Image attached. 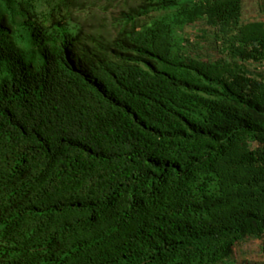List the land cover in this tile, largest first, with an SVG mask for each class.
<instances>
[{
  "label": "trees",
  "instance_id": "trees-1",
  "mask_svg": "<svg viewBox=\"0 0 264 264\" xmlns=\"http://www.w3.org/2000/svg\"><path fill=\"white\" fill-rule=\"evenodd\" d=\"M102 1L0 0V264H229L264 238V24Z\"/></svg>",
  "mask_w": 264,
  "mask_h": 264
},
{
  "label": "rangeland",
  "instance_id": "rangeland-1",
  "mask_svg": "<svg viewBox=\"0 0 264 264\" xmlns=\"http://www.w3.org/2000/svg\"><path fill=\"white\" fill-rule=\"evenodd\" d=\"M135 3L136 0H117L111 7H108L102 1L97 7L93 8L95 13H99V11L108 7L109 9L106 15L112 19L118 17L121 11H126L128 6H134ZM73 18L79 21L86 29L89 28L88 24H91V21L86 20L85 14L83 13L75 12ZM208 32V29L202 23L186 30L187 52L191 57L205 62L215 59L214 42L209 37ZM250 69L264 72V67L259 65L251 66ZM263 244L264 238L262 240H247L237 244L229 264H264V253L261 252V246Z\"/></svg>",
  "mask_w": 264,
  "mask_h": 264
},
{
  "label": "crops",
  "instance_id": "crops-1",
  "mask_svg": "<svg viewBox=\"0 0 264 264\" xmlns=\"http://www.w3.org/2000/svg\"><path fill=\"white\" fill-rule=\"evenodd\" d=\"M243 23L262 22L264 24V0H242Z\"/></svg>",
  "mask_w": 264,
  "mask_h": 264
}]
</instances>
